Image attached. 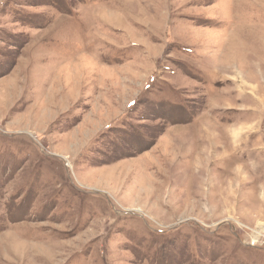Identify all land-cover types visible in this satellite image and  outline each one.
Wrapping results in <instances>:
<instances>
[{
  "label": "rangeland",
  "instance_id": "rangeland-1",
  "mask_svg": "<svg viewBox=\"0 0 264 264\" xmlns=\"http://www.w3.org/2000/svg\"><path fill=\"white\" fill-rule=\"evenodd\" d=\"M0 264H264V0H0Z\"/></svg>",
  "mask_w": 264,
  "mask_h": 264
},
{
  "label": "bare ground",
  "instance_id": "bare-ground-1",
  "mask_svg": "<svg viewBox=\"0 0 264 264\" xmlns=\"http://www.w3.org/2000/svg\"><path fill=\"white\" fill-rule=\"evenodd\" d=\"M258 65V64H257ZM258 69V68H257ZM255 92V91H254ZM254 110H255V108H254ZM253 138V137H252ZM179 163H180V161H179ZM182 163V162H181ZM182 173H183V171H182Z\"/></svg>",
  "mask_w": 264,
  "mask_h": 264
},
{
  "label": "trees",
  "instance_id": "trees-1",
  "mask_svg": "<svg viewBox=\"0 0 264 264\" xmlns=\"http://www.w3.org/2000/svg\"><path fill=\"white\" fill-rule=\"evenodd\" d=\"M135 102L132 103V105L134 104Z\"/></svg>",
  "mask_w": 264,
  "mask_h": 264
}]
</instances>
